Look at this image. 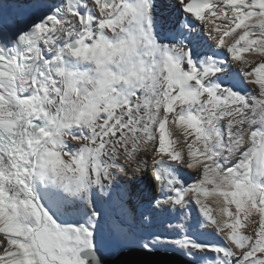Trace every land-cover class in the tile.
Wrapping results in <instances>:
<instances>
[{
  "label": "snow or ice",
  "instance_id": "snow-or-ice-1",
  "mask_svg": "<svg viewBox=\"0 0 264 264\" xmlns=\"http://www.w3.org/2000/svg\"><path fill=\"white\" fill-rule=\"evenodd\" d=\"M101 251L264 264V0H0V264Z\"/></svg>",
  "mask_w": 264,
  "mask_h": 264
},
{
  "label": "water",
  "instance_id": "water-1",
  "mask_svg": "<svg viewBox=\"0 0 264 264\" xmlns=\"http://www.w3.org/2000/svg\"><path fill=\"white\" fill-rule=\"evenodd\" d=\"M100 255L106 261V264H114L112 259L110 257H108L103 251L100 252Z\"/></svg>",
  "mask_w": 264,
  "mask_h": 264
},
{
  "label": "bare ground",
  "instance_id": "bare-ground-1",
  "mask_svg": "<svg viewBox=\"0 0 264 264\" xmlns=\"http://www.w3.org/2000/svg\"><path fill=\"white\" fill-rule=\"evenodd\" d=\"M172 223L175 224V223H177V221L173 220Z\"/></svg>",
  "mask_w": 264,
  "mask_h": 264
}]
</instances>
